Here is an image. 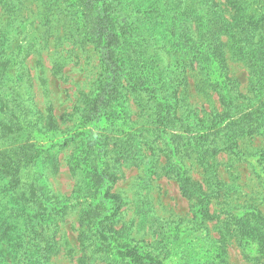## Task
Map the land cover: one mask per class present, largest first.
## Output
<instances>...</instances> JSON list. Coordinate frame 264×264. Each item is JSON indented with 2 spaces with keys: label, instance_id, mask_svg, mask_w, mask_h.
I'll list each match as a JSON object with an SVG mask.
<instances>
[{
  "label": "trees",
  "instance_id": "obj_1",
  "mask_svg": "<svg viewBox=\"0 0 264 264\" xmlns=\"http://www.w3.org/2000/svg\"><path fill=\"white\" fill-rule=\"evenodd\" d=\"M47 1H53L48 3L50 9L57 10L50 14L61 12L60 16L75 28L77 38L93 44L97 51L100 71L96 87L85 96L78 113L81 123L90 127L76 130L68 138L83 154L71 160L70 169L82 175L84 185L73 199L46 198L41 196L45 195L42 187L35 186L29 202L40 206L31 207L27 216L29 241L23 242V234L10 239L18 250L13 246L0 254V264H47L56 244L55 221L74 204L80 205L81 244L84 246L90 239L92 255L114 251L106 257L105 264L162 263L159 253L148 246L125 238L118 240V232L113 228L124 202L111 192L116 176L103 161L107 137L97 124L124 116L128 94L136 99L145 97L157 132H173L165 144L169 145L172 135L183 138L180 148L201 167V179L196 181L182 166L177 167L174 158L170 165L175 169L182 195L192 201L196 217L201 222L218 217L209 209L210 199L214 193L226 196L219 247L232 236L230 224L242 236L246 234L248 240L260 241L258 256L264 259V213L253 201L264 200V176L257 175L263 187L249 194L250 202L236 205V185L221 179L215 163V157L226 152L231 167L234 161L245 157L241 148L244 139L264 137V0ZM0 2L4 9L11 6L8 0ZM231 62H240L249 70L245 91L239 88L238 78L230 74ZM194 75L195 92L207 97L208 91L213 92L218 106L210 99L199 108L190 102L188 80ZM175 151L168 153L176 155ZM39 153L35 148L31 153L17 155L21 161L18 164L32 163ZM254 155L262 165L259 172H264V148L257 149ZM6 165L0 164V172L9 168ZM19 178L12 179L14 185L5 182L6 194L19 183ZM0 203L4 208L0 215L1 237L6 209ZM238 207L240 210L235 211ZM7 255L9 262L5 260ZM78 262L86 264L82 259Z\"/></svg>",
  "mask_w": 264,
  "mask_h": 264
},
{
  "label": "rangeland",
  "instance_id": "obj_2",
  "mask_svg": "<svg viewBox=\"0 0 264 264\" xmlns=\"http://www.w3.org/2000/svg\"><path fill=\"white\" fill-rule=\"evenodd\" d=\"M8 2L11 6L6 9L0 2V164L9 166L6 173L0 172V202L6 209L0 254L13 246L18 250L10 239L21 234L23 242L29 241L27 216L31 207L40 206L29 202L35 186L42 187L45 195L41 196L46 198L73 199L81 193L82 175L73 172L70 163L83 154L68 138L76 130L90 127L81 123L78 113L85 96L94 92L100 71L94 45L80 41L69 20L60 16L61 12L50 14L57 11L50 9L48 3L53 1ZM229 70L245 91L250 75L247 67L231 62ZM196 81L195 75L189 77L190 102L199 108L210 99L218 106L213 92L208 91L210 97L195 92L192 87ZM125 99L124 116L97 124L107 137L103 161L116 176L111 192L124 202L113 225L117 239L148 246L159 253L161 264H216L220 258L223 259L220 264H264V259L258 256L260 241L248 240L246 234L242 236L230 224L232 236L219 247L226 196L214 193L209 209L218 217L201 222L194 214L192 201L182 195L175 169L170 166L174 158L177 167L182 166L192 179L199 181L202 170L197 160L188 158L180 148L183 138L172 135L169 145L165 144L173 132H157L145 97L136 99L128 94ZM244 140L241 148L245 157L234 161L231 167L226 152L215 157L221 179L236 185L238 193L233 195H239L233 203L236 205L249 203V194L263 187L257 176H264L263 171L259 172L262 165L253 154L264 148V137ZM35 148L40 151L35 161L26 166L18 164L21 161L17 155L31 153ZM171 149L176 150V155L168 153ZM15 176L21 179L6 194L5 182L12 184ZM3 194L6 195L1 198ZM253 201L264 213V200ZM2 209L0 203V215ZM239 210L238 207L235 211ZM79 215L80 205L74 204L56 219L53 236L56 244L47 264H77L80 259L86 264H105L106 257L114 253L102 251L92 255L94 247L89 245L90 239L84 246L81 244L79 235L83 227ZM9 259L7 255L5 260Z\"/></svg>",
  "mask_w": 264,
  "mask_h": 264
}]
</instances>
